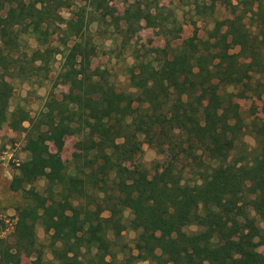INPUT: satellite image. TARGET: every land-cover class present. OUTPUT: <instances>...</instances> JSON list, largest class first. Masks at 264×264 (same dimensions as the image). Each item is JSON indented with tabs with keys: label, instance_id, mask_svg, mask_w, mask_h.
Returning a JSON list of instances; mask_svg holds the SVG:
<instances>
[{
	"label": "trees",
	"instance_id": "obj_1",
	"mask_svg": "<svg viewBox=\"0 0 264 264\" xmlns=\"http://www.w3.org/2000/svg\"><path fill=\"white\" fill-rule=\"evenodd\" d=\"M257 6L249 11L264 22V3ZM66 7H73L68 18L62 15ZM117 11L108 0H0V82L16 78L42 84L52 59L62 53L73 86L55 111L35 116L11 111L12 86H0V126L29 122L28 158L11 182L28 202L18 209L13 240L0 236V264H22L18 249L36 255L40 264H264L259 252L264 246L259 225L264 221V122L248 124L239 102L257 95L264 109V39L249 31L243 14L226 30L218 22L206 39L183 41L159 66L135 62L128 68L135 90H120L85 64L93 45L90 24L109 18L119 28L144 20L174 39L180 28L171 12L149 0H135L122 14ZM63 22L64 48L59 50L45 25ZM26 33L36 39V47L24 38ZM236 47L239 51L233 52ZM247 128L257 148L249 162L233 161L231 153ZM62 134L86 140L75 157L74 174L50 148ZM142 142L165 156L153 174L136 157V143ZM182 159L198 165L200 183L183 182ZM41 178L47 180L50 197L59 187V196L77 201L70 213L61 202L48 211L40 194L28 188ZM105 211L110 215L103 216ZM38 224L46 232H69L60 244L52 240L47 246L53 254L49 263L36 234ZM190 225L199 230L188 232ZM128 229L137 231V252L119 261L113 256L114 242Z\"/></svg>",
	"mask_w": 264,
	"mask_h": 264
},
{
	"label": "rangeland",
	"instance_id": "obj_2",
	"mask_svg": "<svg viewBox=\"0 0 264 264\" xmlns=\"http://www.w3.org/2000/svg\"><path fill=\"white\" fill-rule=\"evenodd\" d=\"M76 2L86 3L88 0H75ZM111 5L117 7L118 13L122 14L126 5L135 0H108ZM158 3L164 8V11L171 12L177 21L179 32L177 38H170L169 32L158 27L146 25L144 20L136 22L133 25L121 23L119 28L110 25L109 18L106 22L94 21L90 24V33L92 43L90 49L85 53L86 62L90 73L99 75L104 73L108 79L115 84L120 90L134 91L129 85L128 68L135 62H146L153 66H159L165 57H171L177 47L183 41L196 36L197 38L206 39L209 31L212 30L218 22H222L223 30L227 29L228 23L235 17L243 14V22L253 35L264 39V22L261 17L249 11L258 10L257 4L264 0H220L215 6H211V0H149ZM263 6V5H262ZM73 7L62 9V15L68 18L71 15ZM264 8V7H263ZM66 24L48 23L45 29L51 35V42L63 50L61 36L64 33ZM26 30V28H23ZM169 35H168V34ZM30 45L36 47L37 41L28 33L23 34ZM170 43V46L168 45ZM233 52L239 51V47L233 48ZM64 59L62 53H58L51 61L48 78L42 83H33L34 81H23L16 78H8L7 83L12 86V94L9 100L10 110L17 112L25 111L30 116H35L43 111H55L60 101L68 98L73 86L71 77L63 67ZM2 82L0 86L3 87ZM6 84V85H7ZM3 85V86H2ZM228 91H233V86H227ZM264 99V96H263ZM245 121L250 124L251 121L258 120L260 124L264 122L263 101L257 95H250L247 98L239 100ZM23 127H15L4 123L0 126V236L13 240L12 234L17 220L18 209L27 204L24 192L14 190L11 182L14 175L18 172V166L28 158L25 150L26 131L25 127L29 122H24ZM85 138L82 135L62 134L58 140L50 142V148L57 154L58 163L69 173L74 174L75 157L79 155L85 145ZM257 140L250 128L240 136L236 148L232 151L230 159L233 161L243 160L249 162L257 148ZM138 146L137 159L141 161L151 174L155 169L165 162V156L160 154L158 149L149 143H136ZM190 159H182L178 166L182 169L183 182L194 184L200 183L196 174L198 165L191 164ZM47 180L41 178L28 188L40 194L45 200V206L48 211L61 202L70 213V207L77 204L76 200L58 195L59 187H56V194L50 197L46 189ZM87 204V200H82ZM252 215H255L251 209ZM110 213L105 211L103 216H109ZM130 216L129 210L125 213ZM259 225L264 228V221H259ZM188 232L197 231V225H190L185 228ZM36 234L40 243L44 244V260L49 263L53 261L51 249L47 246L52 240L60 244V240L67 238L69 232L67 229L60 231L52 230L46 232L45 227L38 224ZM108 236L115 240V235L108 232ZM137 231L128 229L123 232L122 238L115 240L113 246V256L119 261L129 259L131 252L134 250L135 238ZM123 244H126V253L123 252ZM132 250V251H131ZM259 252L264 254V246L259 247ZM18 260L22 264H40L36 255H27L25 250L18 249L15 251ZM108 260L111 256L107 257ZM139 264H146L139 262Z\"/></svg>",
	"mask_w": 264,
	"mask_h": 264
}]
</instances>
